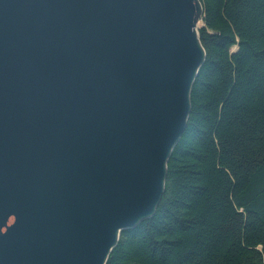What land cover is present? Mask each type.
I'll return each mask as SVG.
<instances>
[{
  "label": "water",
  "instance_id": "1",
  "mask_svg": "<svg viewBox=\"0 0 264 264\" xmlns=\"http://www.w3.org/2000/svg\"><path fill=\"white\" fill-rule=\"evenodd\" d=\"M202 17L199 0H0V264H105L153 216Z\"/></svg>",
  "mask_w": 264,
  "mask_h": 264
},
{
  "label": "trees",
  "instance_id": "2",
  "mask_svg": "<svg viewBox=\"0 0 264 264\" xmlns=\"http://www.w3.org/2000/svg\"><path fill=\"white\" fill-rule=\"evenodd\" d=\"M199 1L205 59L162 197L105 264H264V0Z\"/></svg>",
  "mask_w": 264,
  "mask_h": 264
},
{
  "label": "bare ground",
  "instance_id": "3",
  "mask_svg": "<svg viewBox=\"0 0 264 264\" xmlns=\"http://www.w3.org/2000/svg\"><path fill=\"white\" fill-rule=\"evenodd\" d=\"M201 6H202V5H201ZM200 23H201V22H198V23H197V26H199ZM198 29H199V28H198ZM190 108H191V107H190ZM171 156H172V155H171ZM164 188H165V187H164Z\"/></svg>",
  "mask_w": 264,
  "mask_h": 264
},
{
  "label": "rangeland",
  "instance_id": "4",
  "mask_svg": "<svg viewBox=\"0 0 264 264\" xmlns=\"http://www.w3.org/2000/svg\"><path fill=\"white\" fill-rule=\"evenodd\" d=\"M201 25V23L199 24V26Z\"/></svg>",
  "mask_w": 264,
  "mask_h": 264
}]
</instances>
